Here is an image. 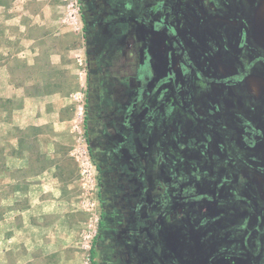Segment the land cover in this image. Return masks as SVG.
<instances>
[{"label":"flooded vegetation","instance_id":"flooded-vegetation-1","mask_svg":"<svg viewBox=\"0 0 264 264\" xmlns=\"http://www.w3.org/2000/svg\"><path fill=\"white\" fill-rule=\"evenodd\" d=\"M81 14L101 54L132 43L140 76L127 122L94 142L87 129L115 223L102 264H264V0H92Z\"/></svg>","mask_w":264,"mask_h":264},{"label":"crops","instance_id":"crops-1","mask_svg":"<svg viewBox=\"0 0 264 264\" xmlns=\"http://www.w3.org/2000/svg\"><path fill=\"white\" fill-rule=\"evenodd\" d=\"M34 3L45 11L39 0H0V22L17 26L20 44L0 49V264L60 256L75 243L72 196L57 173L75 105L70 94L44 89L39 73L59 65L60 53L36 44L29 23L42 17Z\"/></svg>","mask_w":264,"mask_h":264},{"label":"rangeland","instance_id":"rangeland-1","mask_svg":"<svg viewBox=\"0 0 264 264\" xmlns=\"http://www.w3.org/2000/svg\"><path fill=\"white\" fill-rule=\"evenodd\" d=\"M39 1L45 3V11L37 3L30 7L33 13L38 12L42 17L34 21L32 19L29 23L32 34L37 38L36 44L45 45L49 50L60 53V64L55 67L48 65L39 76L47 80L44 88L46 91L58 89L70 94L75 105L74 119L70 123L71 139L59 147L62 161L57 166L61 186L72 196V208L75 210L69 220L74 229L72 234L75 243L64 248L60 256L49 253L40 261L35 258L22 264H102L108 251L107 237L101 234L100 229L115 226V223L109 210L103 208L97 196L96 171L85 140L84 117L88 115L87 129L93 142L101 140L107 128L113 130L121 126V122H127L121 112L129 109L131 100L139 96L134 82V79L140 77L136 74L134 47L127 41L123 53H100L102 38H93L92 32L85 33L83 28L81 13L91 5L92 0ZM3 10L0 8V13ZM45 14L54 20H46L43 18ZM84 14L89 17L87 10ZM17 32L15 24L0 22V49L9 47L10 50L16 51L20 47ZM8 34L14 37L9 39L6 37ZM153 56L155 54L152 50H147V54L143 55L144 62L149 65L153 59L156 61ZM1 57L0 54V62ZM158 57L160 60L157 78L164 80L167 79L168 73L165 70L166 53L160 50ZM174 64L175 73L179 75L178 65L176 62ZM152 72L156 74L154 68ZM150 88L146 87L144 92L147 93ZM165 89L161 86L158 95L169 94ZM111 117L119 121L109 122ZM131 125L134 126L133 119ZM242 168L241 176L245 178L248 169L245 166ZM237 186L244 190L246 183L240 180ZM100 221L102 226L98 224ZM93 242L95 263L89 260V249Z\"/></svg>","mask_w":264,"mask_h":264},{"label":"trees","instance_id":"trees-1","mask_svg":"<svg viewBox=\"0 0 264 264\" xmlns=\"http://www.w3.org/2000/svg\"><path fill=\"white\" fill-rule=\"evenodd\" d=\"M84 123H85V126L87 127L88 125V122H87V118L86 116L84 117ZM85 127V130H84V133H85V136H86V143L88 144L89 142V139H88V132H87V128ZM94 242L93 244L91 245L90 249H89V260L91 263H95L94 261V258H95V252H94Z\"/></svg>","mask_w":264,"mask_h":264},{"label":"bare ground","instance_id":"bare-ground-1","mask_svg":"<svg viewBox=\"0 0 264 264\" xmlns=\"http://www.w3.org/2000/svg\"><path fill=\"white\" fill-rule=\"evenodd\" d=\"M249 87V86H248ZM253 87V86H252ZM254 90V89H253Z\"/></svg>","mask_w":264,"mask_h":264}]
</instances>
